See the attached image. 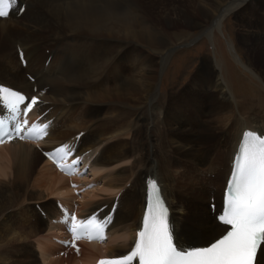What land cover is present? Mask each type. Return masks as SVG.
<instances>
[{
    "label": "bare ground",
    "instance_id": "1",
    "mask_svg": "<svg viewBox=\"0 0 264 264\" xmlns=\"http://www.w3.org/2000/svg\"><path fill=\"white\" fill-rule=\"evenodd\" d=\"M20 1H25L21 14L17 15L13 10L7 17L0 18V81L27 91H31L32 85L36 84L42 102L34 116L49 108L42 118L52 117L48 123V135L41 141L47 147L64 140H74L75 133L84 130L77 142L76 152H85V159L90 162L89 174H92L86 179L95 180V185L78 196L82 214L103 203L110 205L117 192L121 191L108 239L102 242L103 247L100 242L82 241L86 251L80 250L82 256L70 258L71 264H92L96 256L118 255L131 246L143 210L149 176L156 177L161 183L180 245H205L223 232L226 226L218 222L216 214L222 206L225 183L223 187L221 184L217 187L218 192L212 193L215 185L208 181V175H202L201 179L187 170H173V166L198 161L194 158L199 147L194 126L198 128L199 120L207 116V137L214 139L212 161H222L218 166H225L226 170L223 175L220 174L219 183L223 179L226 182L231 169L230 161L243 130L250 127L264 132V88L250 79L251 91L236 94L225 77L222 64L211 60L203 64L185 89L169 97L163 94L160 86L157 87L167 53L162 52L158 58L148 49L165 50L177 44L169 36L170 28L200 27L212 38L213 28L219 29L227 15L240 9L237 17L244 28L241 41L254 52L264 43V0H250L239 5L231 0ZM234 43H229V48L234 52L236 61L257 81L264 83V70L261 71V78L242 59ZM17 45L24 50L25 66L17 65L20 63ZM49 55L50 60L45 63ZM25 72L31 73L34 80H30ZM206 95L221 101L219 105L215 101L213 106V102L209 101L207 105L212 108L204 112L200 109ZM236 105L239 117L231 110ZM218 106L228 107L229 113L218 115L215 112ZM255 108H259L260 112ZM212 119L218 122V131L211 125ZM227 144L230 146L226 151ZM179 155L185 157L183 161V158H175ZM6 160L10 161L11 172ZM178 171L183 172L178 174ZM0 175L17 185V190H27L32 184L36 189L48 186L50 193L56 194L53 201L51 199L54 205H48L47 198L33 188L30 195L32 201L27 202L40 203L45 215L34 205L33 213L26 208L19 209L17 213L23 221L29 218L36 222L38 216L47 227L46 231L33 234L28 240L33 244L38 262L42 259V263L61 264L60 259L54 257L56 249L44 248L40 244L50 240V237L54 242L52 235L65 232L62 231L65 222L55 223L51 218L58 217L56 197L68 203L75 197L67 177L44 159L33 143L17 138L0 144ZM209 177L212 176L209 174ZM199 179L204 187L199 185L201 190L197 186ZM204 190L212 193L207 198L209 205L211 197L215 196V217L214 212L208 210V219L189 221L186 204L196 200L198 192L201 200ZM20 194L15 199L20 200L24 196L20 197ZM176 194L182 197L181 201L176 200ZM8 199V194L1 195L0 209ZM21 200L25 201V197ZM10 222L19 224L20 229L14 231ZM27 228L25 222L21 223L12 214L0 217V252L5 253L3 258L0 257V264L22 261L29 264L22 248H9L13 242L22 245L30 238L33 228ZM209 236L212 239L203 243ZM261 256L264 257V250Z\"/></svg>",
    "mask_w": 264,
    "mask_h": 264
},
{
    "label": "snow or ice",
    "instance_id": "2",
    "mask_svg": "<svg viewBox=\"0 0 264 264\" xmlns=\"http://www.w3.org/2000/svg\"><path fill=\"white\" fill-rule=\"evenodd\" d=\"M16 0H0V18L9 15ZM39 103L38 97H27L10 87L0 85V143L14 138L40 139L47 135V124H29L25 118ZM6 113V114H5ZM26 132L27 137L22 135ZM70 154V146L62 145L49 153L61 170L73 174L74 165L62 161ZM142 227L130 252L105 257L98 264H264V134L245 132L233 161V172L225 193L218 220L228 226L219 239L207 247L184 249L174 242V225L156 180L149 181ZM114 211V209H113ZM73 240L108 239L106 230L113 222L111 213L100 218L97 213L78 219L67 217ZM77 251L79 248L77 247Z\"/></svg>",
    "mask_w": 264,
    "mask_h": 264
},
{
    "label": "rangeland",
    "instance_id": "3",
    "mask_svg": "<svg viewBox=\"0 0 264 264\" xmlns=\"http://www.w3.org/2000/svg\"><path fill=\"white\" fill-rule=\"evenodd\" d=\"M231 1H234V3L239 5V4H245L246 2H249L250 0H247V1L246 0H231ZM239 11H240V9L239 10L235 9L233 12H231L229 15H227V17L221 23L219 29L214 27L213 28L214 32H213L212 38L209 37L205 33L204 28H200V27H197L196 29L190 28V27L170 28L171 30L169 29L170 30L169 32H171V33H169V36L172 38L171 40L176 42L178 45L174 44L173 46H170L168 49H165V50L161 49V48H158L155 50L148 49V50H151V51H149L150 53H152L155 57H158V58H160L164 52L167 53L166 57L168 56V58H167L166 62H164L165 64L161 67V70L159 73L158 85H157L158 88H159V86L161 87L163 94L165 93V95L171 97L177 91H180L182 88L185 87V85L190 80H192L195 77L197 72L203 67V64L205 65L206 63L210 62L211 60L212 61L218 60L222 64V68H223V72L225 74V77L231 83V86L234 88V91L236 94H243L244 92H245V94H246V92L248 94L249 93L248 91H251L250 90V87L252 85L251 80L259 83L261 85V87L263 86V88H264V85H263L264 83L257 81L253 77L254 75L252 73L247 71L244 67L240 66V64L236 61V59L233 56L234 52L232 53L230 48H229V43L235 42L234 45L236 47V50L240 54L242 59L246 62V64H248V66L250 68L252 67L254 72L256 71L255 73H258V76H260L262 78L261 74L263 72L262 70H264V43L262 44V46L260 48H257V50L254 52L252 50H250L244 43H242L241 37H242V34H244V28H242V26L240 25V20H238ZM188 30H190V31H188ZM177 41H179V42H177ZM169 54H171L170 57H169ZM17 65L19 66L20 63L18 62ZM160 75H162V76H160ZM187 87H188V85H187ZM246 90H248V91H246ZM203 100H204V103H202V104H204V105H202V108L200 109V111L205 110L204 112H207V111L211 110V108H212L209 105H207V104H209V101L213 102V104L211 106H213L215 104V101H216L217 105H219L218 103L221 101L219 99L214 100L213 98H210L209 95L204 96ZM227 108L228 107H225V106H218L217 110H215V112L217 111L216 113L217 114L219 113L218 115H220L221 113L227 114V113H229ZM236 108H238V105L231 108V110H232L233 114H235V115L237 114L236 116L239 117V114L237 113L238 109L236 112V110H235ZM174 110L175 109H173L172 111H174ZM255 110L260 112L259 108H255ZM234 111H235V113H234ZM211 118H212V116H211ZM207 119H208L207 116H204L201 120H199V127L197 128L196 126H194V128H196V130H197V133H196L197 136L196 137H198V141H199V147H197L198 151H197V153H195L194 158L195 159L197 158L196 160H198V161L194 162L195 164L190 163V162H187L189 164H187V163H184V164L181 163L178 165L175 164L173 166V170H187V172L191 173L194 177L199 176L201 179H203V176L205 174L208 175V181L211 183H214L213 185H215L214 186L215 188L212 189V193H216L219 191L217 189V187L220 186V184L218 185V182L221 180L220 179L218 181V177L219 178L222 177V175L224 174L226 169H225V166H220V167L218 166L221 164L220 163V162H222L221 160L218 163L216 162V160H215L216 163L212 161L213 160L212 153L214 150V146H213L214 139L212 136L209 138L207 137L208 134L205 130V125H206L205 121ZM211 125L213 127L215 126V129L218 131V129H219L218 122H216L215 120L212 119ZM193 133H195V132L193 131ZM229 146H230V144H227L225 146L226 151L229 150ZM177 157H175L177 160H180L181 158H183V159H181L182 161L185 158L184 156H181V155H179ZM204 160H206V161H204ZM6 162H7V165L9 167V170L11 172L10 161L6 160ZM205 163H207V164H205ZM204 167L207 169L204 170L203 169ZM199 170L202 171V174ZM213 170H215V171H213ZM210 171H212V173ZM182 172L183 171H178L177 173L181 174ZM174 173H176V172H174ZM209 174L212 177H209ZM220 174H222V175H220ZM5 179H6L5 177L0 175V197L3 193H5V194L9 195V199H8L7 203H4L5 201L3 202L4 203L3 208L0 209V217L3 218L8 214H12V215H14V217H16L18 220H20L21 223L25 222L26 225H28L27 230L29 228H31V226L33 228V232L31 233L30 238H28L26 241H23L22 245H21V243L19 244L17 242L16 243L13 242L14 244L12 243L9 246V248H11V249L22 248L24 250V253L27 254L26 260L29 261L28 262L29 264L30 263L31 264H39V263L46 264V263H42L43 262L42 259H40L39 260L40 262H38V260L36 259V256H35L36 252L34 250L33 244H31V242L28 241V240H31V238L33 237V234L35 236L42 231H46V229H47L46 225H44V222H40V219L38 216H37L38 221H36V222L30 221L29 218L27 220L23 221L17 213L19 209L23 210L24 208H26L28 211H30V213H33V205L27 201H32L31 200L32 198L30 197V195H31V192L36 188H34L35 187L34 185L32 187V184H31V185H29V188L27 190L26 189L17 190V185L14 186L15 184L12 183L9 178H7L6 180ZM198 181H200V184ZM198 181H197V184H198L197 186L199 189V185L203 187V183L200 179ZM45 189H48V190H45ZM88 189H90V188H88ZM36 190L39 194L41 193V194H43L42 196L47 198L46 203L48 205H54L52 203L51 199H53V197H55L56 194L50 193L51 189L48 186L47 187L46 186L41 187V188L39 187ZM42 190H43V192H42ZM199 190H201V189H199ZM137 192H138V190L135 191V194ZM202 192H204L203 193L204 195L202 196L204 199L202 198L200 200V198H199L200 193L198 192L195 194L197 197L194 196V194H193V196L196 197V200L194 199V200H192L186 204V206L188 207L187 219H189V221H196L197 222L203 218H205L204 220H206V219H208L207 218L208 214L206 215V212L208 213V210L213 211L211 206L209 205V201L207 199L209 195L210 196L212 195V193L209 192V190H207V192L205 190ZM18 193H22L19 195L20 197L22 195H24L21 198L23 199L25 197V201L21 200V198H19L20 200L15 199V197H16V195H18ZM46 193H47V195H46ZM49 193H50V195H49ZM220 195H221V193H220ZM49 197H51V198H49ZM175 198L178 201L182 200V197L180 195H177V194H176ZM14 200H15V202H14ZM219 200L220 199H218L217 201H219ZM23 201H24V203H23ZM17 202H19V204ZM35 202H37V201H35ZM22 203L24 204L25 207L22 205ZM27 206H29V207H27ZM204 206H205V208H204ZM14 207H16V209ZM18 207H20V208H18ZM194 207H195V209H194ZM45 208L48 211V208L47 207H45ZM215 213L216 212L213 213L214 217H215ZM10 224L13 227L14 231H16V230L18 231V229H20L19 224L14 223V222H10ZM15 226H17V227H15ZM48 231L50 232V229H48ZM62 231H64V229H62ZM51 233H53V232H51ZM206 236H208V234H206ZM210 239H212L211 236L207 237V239L203 243L209 242ZM35 244H36V242H35ZM40 245H42L44 248L56 249L54 257L59 258L61 264H71L70 258L73 257L72 259H74L77 257V255L75 254V252L72 249H66L62 245L57 244L56 242L55 243L51 242V237H50V240L48 239L47 242H43ZM100 246L103 247V243ZM62 248H63V252L61 250ZM81 250L86 251L85 246ZM21 252H23V251H21ZM4 256H5V253L0 252V257L3 258ZM80 256H82V255H80ZM78 262H80V261H78ZM16 263L17 262H15V264ZM23 263L24 262L22 261V263L19 262L17 264H23ZM1 264H4V263L1 262ZM10 264H14V263H10Z\"/></svg>",
    "mask_w": 264,
    "mask_h": 264
}]
</instances>
